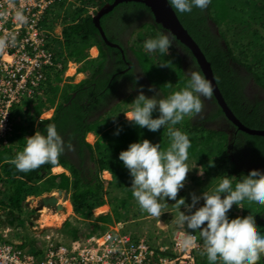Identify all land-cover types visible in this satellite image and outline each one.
I'll use <instances>...</instances> for the list:
<instances>
[{
  "label": "trees",
  "instance_id": "16d2710c",
  "mask_svg": "<svg viewBox=\"0 0 264 264\" xmlns=\"http://www.w3.org/2000/svg\"><path fill=\"white\" fill-rule=\"evenodd\" d=\"M113 1L62 0L47 12L44 22L49 30L53 31L58 24L63 26L62 39L50 36L48 43L53 51L57 50L55 54L57 60L62 62L64 67L55 73L53 78L52 73L48 74L45 95L38 93L34 98L25 99L21 104L14 105L12 109L14 131L10 137V144L0 148V185L2 186L0 188V225H15L21 213L27 210L26 203L29 196L38 197L43 192H51L53 189L71 193V203L75 214L81 218L90 219L93 217L94 209L107 203L113 206L115 215L121 213L122 216L124 211L119 209L130 212L131 204L128 194H131V190L129 183L126 189L122 187L124 180L126 183L128 172L122 162L117 159L118 153L125 150L129 143L139 139L159 143L161 149L168 146L169 138L165 128L151 132L146 128L132 126L124 117L123 113L129 109L127 102L129 98L125 96L126 88L124 89L123 79L131 77V70L127 65V72H123L124 51L108 46L93 20L97 10ZM90 6L97 7V10L90 13ZM212 6L213 2L210 1L203 10L193 8L189 13H176L211 63L219 88L237 118L251 128L262 126L264 99L252 101L247 96L246 89L248 90V86L251 85L249 82L252 80L251 76L245 75L240 67H244L248 73H255V68H251L241 59L238 61L223 34L220 32L221 35H217L215 27L218 28V22L211 14ZM248 6L240 9L243 19H247L249 10L254 5ZM232 9L236 11L234 7ZM261 10L264 12V7ZM142 12L152 15L150 8L143 3L124 2L104 15L101 18V25L108 39L120 44V34L132 22L140 23ZM152 19L154 20L153 15ZM151 28L163 30L156 22H142L141 26L134 27L128 43L137 36L143 41L145 39L143 30ZM171 37L178 48L180 46L183 48L185 55L182 57L180 51L176 50L174 58L177 63L174 65L171 57L161 53L158 57L167 69L165 66H160L162 65L160 60L151 59L147 52L140 49L141 45L135 44V49L138 51L132 48L145 76L152 82L153 91L158 92V89L160 93L161 91L165 93L164 96L186 86L188 67L194 65L195 69L203 75L191 50L177 41L174 36L171 35ZM62 43L69 49L66 55H60L59 47ZM94 46L99 51L96 58L91 57L89 53ZM174 47L177 49L176 46ZM111 54L112 58H109ZM69 61L78 64V70L84 73L85 78L81 83L63 84V74ZM146 83L144 80L141 86L147 85ZM208 102L210 105L213 104V107L205 116L203 112ZM201 103L200 113L203 114V118L198 117L200 113L188 115L182 119L183 124L177 125L178 129L188 135L191 142L187 150V160H195L200 165L209 161L205 168L202 166L204 172L217 176L223 174L235 176L230 177L233 184L241 180L250 170L255 169L264 173V136L250 135L237 129L231 122L236 132L232 137L229 136L226 130L219 127L218 123H222L221 117H225L228 122L229 120L217 101L214 99L211 102L209 98L201 97ZM49 106H55L53 116L41 118L40 115ZM120 106L124 108L120 110ZM156 115L157 113L154 112L153 118ZM198 118L199 120L194 122ZM209 119L211 122H207ZM49 123L55 124L65 144L64 151L55 163L42 164L27 173L18 172L11 163L16 152L22 150L26 137L33 135L35 131L43 133L44 126ZM210 123L215 125L209 126ZM117 126L121 128V131L118 135H113ZM89 133L98 136L95 145L87 141ZM213 140H216V148L214 146L211 149L209 143ZM67 145H71V148L69 149ZM213 155L217 156L213 157ZM257 164L258 166L253 169L248 168ZM57 165L68 169L71 175L65 173L53 175L52 169ZM104 171H109L113 177L109 183L103 179ZM107 183L110 188L106 190ZM112 187L123 190L120 193L124 196L117 205L113 200H117L118 195L117 197L111 195ZM241 207L236 217L251 214L257 231L264 236V205L256 208L257 205L243 201ZM235 209L236 206L233 205L228 211L229 219L235 218ZM127 216L125 214L122 218ZM108 219V216L97 217V220L102 222L110 221ZM98 227L102 228L101 225ZM65 228H70L68 230H71L74 239L84 238V235L79 233V228L71 222L66 223ZM257 264H264V254L261 255Z\"/></svg>",
  "mask_w": 264,
  "mask_h": 264
},
{
  "label": "clouds",
  "instance_id": "9594fccd",
  "mask_svg": "<svg viewBox=\"0 0 264 264\" xmlns=\"http://www.w3.org/2000/svg\"><path fill=\"white\" fill-rule=\"evenodd\" d=\"M209 2L210 0H166L177 13H189L193 8L203 10ZM170 38V32H157L155 36L143 41V49L147 53H167L171 45ZM60 63L63 68V63ZM71 66L76 71V63L69 61L64 73ZM186 73V86L166 96H158V92L146 96L141 86V89H137V95L128 103L129 109L123 113L126 120L138 128L156 132L166 127L168 146L161 149L159 143L139 139L121 150L117 159L131 177V195L142 211L154 217L160 216L163 207L160 201L166 202L165 197L175 201L178 223L185 229L192 230L185 232L181 246L190 247L198 233L203 254L209 264H257L264 254V236L257 231L253 216L249 214L229 219L227 213L233 205L242 208L243 201L257 206L264 205V173L250 170L234 184L230 177L235 176L219 175L218 182L211 190L202 191L199 195L189 193L190 203H185L184 197L177 199V193L184 187L183 182L189 171L185 162L191 142L186 133L174 126L185 116L200 113L201 97L209 98L211 102L215 99L210 81L194 65L187 68ZM77 75L78 72H75L70 76ZM132 90L128 89L129 92ZM152 90L150 85L148 91ZM154 112L157 113L155 118ZM201 115L202 113L199 117ZM210 121L209 119L207 122ZM120 131L121 128L117 126L113 135H118ZM64 147L55 124L49 123L44 126L43 133L35 131L25 138L22 150L16 152L11 163L18 172L27 173L42 164L55 163ZM67 147L70 149L71 145ZM201 199L203 204L195 207ZM181 206L184 211H180Z\"/></svg>",
  "mask_w": 264,
  "mask_h": 264
},
{
  "label": "rangeland",
  "instance_id": "374dc122",
  "mask_svg": "<svg viewBox=\"0 0 264 264\" xmlns=\"http://www.w3.org/2000/svg\"><path fill=\"white\" fill-rule=\"evenodd\" d=\"M213 2L211 14L214 19L218 22V28L215 27V32L223 34L225 40L231 47L233 51V55L239 61H243L251 68H255V73H248L244 67H240L242 72L245 75L251 76V80L247 90V96L252 100H260L264 99V88L260 86H264V12L261 10L264 7V0H210ZM256 2V4H255ZM249 4H253V8L249 10V13L246 18H242V13L240 12L241 8L249 7ZM237 11H233V8ZM97 7L90 6L89 12L96 11ZM62 29L58 28L57 31L60 32ZM157 32L165 33L157 28L153 29H144L143 35L144 38H150L157 34ZM221 32V33H220ZM56 32L55 37L56 38ZM140 36V35H139ZM62 38L61 36H59ZM136 37V36H135ZM144 39V40H145ZM171 39V45L166 53L167 56L172 58V63L175 65L177 60L174 58V53L178 49V45L173 38ZM143 40V41H144ZM139 39L137 36L132 43L128 45V47H133L135 49V44L141 45L140 49H143V41ZM176 46L177 49L174 47ZM60 55L65 54L69 51V49L62 43L59 47ZM143 51H145L143 49ZM146 52V51H145ZM144 52V53H145ZM91 54L96 58L98 56V51L95 48L91 50ZM161 53L153 52L148 53L151 59L160 60L158 57ZM64 55V57H65ZM91 55V56H92ZM161 62V60H160ZM162 65L163 62H161ZM76 72H78L79 65L76 64ZM148 67L147 65H145ZM165 66V65H164ZM162 66V67H164ZM188 66V65H187ZM166 68V66H165ZM189 68V67H188ZM67 69V68H66ZM167 69V68H166ZM74 69H68L67 73H73ZM73 75V74H72ZM253 76L256 78H253ZM68 81V83H79L80 80L76 76H70L66 78L63 76V84L64 81ZM78 81V82H76ZM258 81V82H257ZM69 83V84H70ZM259 84L260 86H258ZM126 98H129L130 103L133 100L130 94H125ZM124 107L120 106V110ZM51 116V115H50ZM188 116V115H187ZM221 120V119H220ZM211 122V121H210ZM217 122V121H214ZM221 126L225 125V122L222 120ZM178 124H183L182 120ZM176 124V125H178ZM219 124V125H220ZM175 125V126H176ZM215 124H209V126H214ZM174 126V127H175ZM217 127V126H216ZM255 129L264 130V123L262 126L254 127ZM14 131V128L9 136V144H10V137ZM94 136H90L89 141L91 140L93 145H95L98 141V136L93 134ZM210 148L212 149L214 146L216 148V140H213L209 143ZM8 146V145H6ZM5 147V146H4ZM209 148V149H210ZM209 153V152H207ZM217 155H213L216 157ZM186 165L189 171L186 173L185 180H184V187L180 189L177 193V199L180 197L185 198V203H190L189 193H195L199 195L202 191L211 190L215 184L218 182L219 177L217 175H212L211 173L207 174L204 172L203 167L205 168L209 161H205V164H198L195 160H186ZM203 166V167H202ZM257 165L248 166V168H255ZM57 169V168H56ZM58 172L57 170H55ZM107 179L110 181L113 179L112 175L106 176ZM109 177V178H108ZM129 183V184H128ZM130 187L131 185V177L127 176L126 183L125 180L122 183V187L126 189V185ZM0 188L2 186L0 185ZM39 188V187H37ZM110 188V187H109ZM131 190V189H130ZM123 191L121 189H116L111 192V195L117 197L118 199H114L113 201L115 205L120 201L121 197L124 196L120 193ZM125 192V191H124ZM223 196V194H222ZM40 200L37 196L33 198V196H29L27 198V207L26 211L22 212L18 222L10 226L9 224L0 225V242L5 245H12L18 249H31V253L34 255L36 253V249H42L47 247L48 243V236L54 239L56 242L63 241L68 242L71 241L70 235L71 230L70 228H65V224L71 222L74 226L79 228V233L84 235V238H81L83 242L87 239L89 235V231L93 228V231H97L98 226L95 223L101 224L102 230H108L110 226H114V228H118L119 231L125 229L131 234L137 235L139 237V241H142L143 235L145 238L155 243L158 240L160 245V250L162 253V249H165L164 256L167 258L177 257L180 253L183 254V257H180V260H187V261H194V264H209V261L206 259V256L203 254V247L202 241L199 238V234L196 233L195 236V243H193L190 247H183L181 244H176L178 241L177 234L182 232L181 235H185V232H192L190 229H185L183 225L178 223L177 216H178V208L175 205L174 200H168L165 197V201H160L163 205L161 208V215L160 216H151L146 212L142 211L134 198L131 197L129 200L130 204V212L119 209L120 211H124L122 216L127 214V218H122L119 214L113 212V206L110 205V209L107 206H102L106 208L105 211L97 212V209L94 210L96 214L98 213L100 216H108L110 221L102 222L98 221L95 218L93 224H89L86 219H82L79 221L75 216V211L70 212L68 214L65 210L61 213L62 215V222H55L54 225H46V223L37 222L35 216L37 215V203ZM61 203V202H60ZM62 204V203H61ZM108 204V203H107ZM203 204V200L201 199L195 207H199ZM109 205V204H108ZM100 207V208H102ZM36 208V209H35ZM258 208V206L256 207ZM108 209V211H107ZM240 208L235 209V215L238 214ZM195 208L192 209L194 211ZM52 214L55 212L53 210H49ZM180 211H184V207H180ZM119 215V216H118ZM118 216V217H117ZM90 218V217H89ZM92 218V217H91ZM90 218V219H91ZM120 218V219H119ZM92 220V219H91ZM121 223V224H119ZM81 227V228H80ZM57 234V235H56ZM160 250L156 251V254L159 255ZM190 250V253L187 251ZM191 255V256H190ZM191 257V258H190ZM183 258V259H182Z\"/></svg>",
  "mask_w": 264,
  "mask_h": 264
},
{
  "label": "built area",
  "instance_id": "2783aa9c",
  "mask_svg": "<svg viewBox=\"0 0 264 264\" xmlns=\"http://www.w3.org/2000/svg\"><path fill=\"white\" fill-rule=\"evenodd\" d=\"M61 1L0 0V148L9 145L14 105L34 98L48 74L63 69L48 43L50 36L55 37L56 32L59 37L62 30H49L44 22L47 11ZM181 233L176 244H181ZM48 238L47 247L36 249L34 255L31 249L0 242V264H194L180 260L182 253L171 258L156 254L144 239L137 242L125 227L119 231L110 226L102 235L88 236L85 242L81 238L68 242Z\"/></svg>",
  "mask_w": 264,
  "mask_h": 264
},
{
  "label": "water",
  "instance_id": "95a60500",
  "mask_svg": "<svg viewBox=\"0 0 264 264\" xmlns=\"http://www.w3.org/2000/svg\"><path fill=\"white\" fill-rule=\"evenodd\" d=\"M124 2H140L145 4L147 7L150 8L152 15L154 17V21L161 25L164 31L167 33H171L172 36L175 37L177 41L188 47L191 52L193 53V57L197 61L199 67L201 68L203 75L210 81L212 88H213V96L216 99L219 107L222 109L226 118L233 123V125L250 135H258L264 136V130H259L255 128L248 127L245 125L237 116L234 114L230 106L228 105L226 99L224 98L219 85L217 83L216 77L214 75L212 65L206 58L204 52L196 42V40L191 36L188 30L183 26L182 22L180 21L176 11L172 9L166 0H114L113 3L106 4L102 7L94 16L93 20L96 27L99 29V33L104 40V42L110 46L115 47L123 51L120 45L117 43L111 42L105 34V31L101 25V18L110 13L112 10L115 9L119 4ZM129 68L131 67L128 64ZM125 72V71H123ZM57 195H51L42 197L37 203V211H40L44 208L53 210V211H62L63 205L59 201V197L63 200L67 199V195L63 191H59ZM40 214V212H38ZM39 216L36 217V219Z\"/></svg>",
  "mask_w": 264,
  "mask_h": 264
},
{
  "label": "flooded vegetation",
  "instance_id": "af4514ba",
  "mask_svg": "<svg viewBox=\"0 0 264 264\" xmlns=\"http://www.w3.org/2000/svg\"><path fill=\"white\" fill-rule=\"evenodd\" d=\"M113 2H110V3H113ZM110 3H107V4H110ZM137 16H138V14H137ZM140 19H141L140 23L132 22V24H129L124 29L123 33L120 34L121 39H119L120 44H118V45H120L121 49H123V51H124V54H122V58L124 60V66H125L123 71L127 70L126 68H127L128 64H130V66H131L129 70H131L132 75L129 78H125V80L123 79V82H124V89L126 88V90H125L126 93L130 94L133 98L137 95V89H141V84H142V82H144V80L147 82L146 83L147 85H143V87L141 89L144 92V94L146 96H151L154 93H156L153 90L151 92L148 91L149 86L150 85L152 86V82L145 76V74L141 68V65L138 62L137 56L132 52L133 47H128V45L130 43H132V42L128 43V38L130 37L131 33H133V29L135 26H141L142 22H145V21L155 23L154 20L152 19V15L150 13L142 12ZM148 27L149 26L147 25V28ZM217 35H220V34L217 33ZM177 50H179L181 53V56L184 57L185 54H184L183 48L180 46V48ZM98 55H99V52H98ZM109 58H112V54L109 55ZM129 88H132L133 90L131 92H129L128 91ZM154 88H156V87H154ZM157 91H158V93H157L158 96H164L165 93L163 94L162 91L160 93V91L158 89H157ZM212 107H213V104L210 105L208 103V108L204 111L205 116H207L209 114ZM198 117H199V115H198ZM200 117L203 118V114ZM220 119L224 120L225 125L221 126L223 123L222 124L218 123V124H220L219 127L226 130V132L229 134V136L232 137V135L236 132L234 126L231 125L230 122L226 121V119L224 117H221ZM198 120H199V118L195 119L194 122H197ZM231 137H230V139H231Z\"/></svg>",
  "mask_w": 264,
  "mask_h": 264
},
{
  "label": "crops",
  "instance_id": "0c3cea01",
  "mask_svg": "<svg viewBox=\"0 0 264 264\" xmlns=\"http://www.w3.org/2000/svg\"><path fill=\"white\" fill-rule=\"evenodd\" d=\"M52 9V8H51ZM51 9H49V10H51ZM48 10V11H49ZM47 11V12H48ZM47 14V13H46ZM45 17H46V15H45ZM55 28H60V29H62L63 30V26L61 25V24H58V25H55ZM225 42V41H224ZM227 42V41H226ZM228 43V42H227ZM93 48H95L96 49V51H98V48L97 47H93ZM92 49V48H91ZM90 49V50H91ZM89 50V53H90V56L92 55L91 54V51ZM59 51V50H58ZM54 52V54H56V52H57V50H55V51H53ZM60 52V51H59ZM99 52V51H98ZM91 57H94L93 55L91 56ZM55 59H56V61L58 62V60H57V55H55ZM72 67L73 66H71V68H69V69H72ZM76 71H75V69H74V71H73V73H64L63 74V76H65L66 78H68V76H70V75H72V74H74ZM55 76V74L54 75H51V77L53 78ZM76 77H78V79L80 80V82L79 83H81V81L85 78V75H84V73L83 72H80V71H78V75L76 76ZM48 79V78H47ZM47 81V80H46ZM76 82H78V81H76ZM64 83L65 84H69L68 83V81L66 80V81H64ZM45 84H46V82H45ZM45 84H44V86H43V89H42V91H40V93L42 94V95H45ZM70 84H72V83H70ZM73 84H75V83H73ZM76 84H78V83H76ZM258 86H260L259 84H257ZM60 86H61V84H60ZM261 88H264V87H262V86H260ZM246 92H247V89H246ZM167 95V94H166ZM132 97V96H131ZM128 101H130L129 99H128ZM127 101V102H128ZM22 103V102H21ZM20 103V104H21ZM54 112H55V106H49V108L47 109H45V112L43 113V114H41L40 115V117L41 118H49V117H52L53 116V114H54ZM51 115V116H50ZM176 128H177V125L175 126ZM165 130H167L166 129V127H165ZM94 133H89L88 135H87V141L89 142V143H91V144H93L92 143V141L90 140L89 141V138H90V136H94L93 135ZM59 167H62L61 169H62V171H59V172H56L55 170H56V168H59ZM253 169V168H252ZM62 173H65V174H67V175H71V173H70V171L68 170V169H66L65 167H63V166H61V165H57V166H55L53 169H52V174L53 175H58V174H62ZM110 176V178H111V173L109 172V171H104L103 172V179H105L106 181H108V183L110 182V179H107V177L106 176ZM109 178V177H108ZM108 183H107V185H106V190L107 189H109V185H108ZM41 184V183H40ZM39 184V185H40ZM108 187V188H107ZM112 191L113 190H116V188H114V187H112V189H111ZM60 190H57V189H53L51 192H43L42 193V195L41 196H38V198H42V197H46V196H51V195H59L58 194V192H59ZM66 194L68 197H67V199L66 200H63L61 197H59V201L62 203V205H63V207H64V210L68 213V214H70V212L72 211V212H74V208H73V205H72V203H71V193L70 192H67V191H63V194ZM31 197V196H30ZM36 196H33V198H35ZM131 194L129 195L128 194V200H130L131 199ZM133 198V197H132ZM62 199V200H61ZM106 199V198H105ZM107 200V199H106ZM64 201V202H63ZM66 201V202H65ZM69 203V205H71L70 207L72 208L70 211H69V209H68V207L66 206L68 203ZM107 202H108V200H107ZM65 204V205H64ZM103 206H105V205H103ZM106 206H107V208L108 209H110V205H108V204H106ZM131 206H133V205H131ZM100 207H102V206H100ZM100 207H98V208H100ZM97 209V208H96ZM108 209H107V211H108ZM64 210H62V211H54L55 213L54 214H56V213H58L59 215H61V213L64 211ZM95 210V209H94ZM106 212V211H105ZM100 214V213H99ZM98 213L96 214V212H93V217L91 218V219H86V220H88V223L89 224H93L94 223V219L95 218H97V217H100V215H99ZM40 214H38V212H37V215L36 216H39ZM53 215V214H52ZM76 217H77V219H79V221H81L83 218H81V217H79V216H77V215H75ZM41 217V216H40ZM40 217H38V220H37V222H40L39 221V219H40ZM234 217H236V215L234 216ZM61 218H62V215H61ZM63 219V218H62ZM97 226L98 225H101V224H99V223H95ZM106 230H102V228H100V227H98V229H97V231H93V228H91V231H89V235L88 236H92V235H95V234H98V235H102L104 232H105ZM87 236V237H88ZM132 236H133V238L137 241V242H139V237H137V235H135V234H132ZM70 238H71V240H74V238L72 237V235H70ZM143 239L151 246V247H153V250H156V251H158V250H160L159 248H160V243L158 242V240L159 239H157V241L155 242V243H152V242H150V241H148L146 238H145V235H143ZM160 255V254H159Z\"/></svg>",
  "mask_w": 264,
  "mask_h": 264
},
{
  "label": "bare ground",
  "instance_id": "6f19581e",
  "mask_svg": "<svg viewBox=\"0 0 264 264\" xmlns=\"http://www.w3.org/2000/svg\"><path fill=\"white\" fill-rule=\"evenodd\" d=\"M92 50V49H91ZM71 70H73V68L71 69ZM62 167H59V168H57L56 170L59 172V171H62V169H61ZM62 200V199H61ZM64 202V201H63ZM66 202V201H65ZM68 203V202H67ZM65 205V204H64ZM67 207H68V209H69V211L72 209L70 206L71 205H69V203L66 205ZM106 210V208L105 207H102V208H99L98 210H97V212L99 213V212H101V211H105ZM41 216V217H40ZM37 216H35V218H36ZM39 217H40V219H39V221L40 222H42V223H46V225H54V223L55 222H62V218H61V215H59L58 213H56V214H53L52 215V213L49 211V209H46V208H44V209H42V210H40V215H39ZM38 219V218H37ZM164 252H165V249H162V253H161V250H160V255L162 256V257H165L164 256Z\"/></svg>",
  "mask_w": 264,
  "mask_h": 264
}]
</instances>
